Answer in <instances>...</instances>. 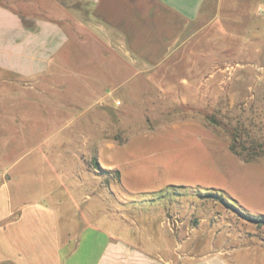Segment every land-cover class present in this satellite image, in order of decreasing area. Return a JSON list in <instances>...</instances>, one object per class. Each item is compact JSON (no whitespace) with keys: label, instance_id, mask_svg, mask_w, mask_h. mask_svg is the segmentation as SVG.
I'll list each match as a JSON object with an SVG mask.
<instances>
[{"label":"rangeland","instance_id":"rangeland-1","mask_svg":"<svg viewBox=\"0 0 264 264\" xmlns=\"http://www.w3.org/2000/svg\"><path fill=\"white\" fill-rule=\"evenodd\" d=\"M238 37L204 29L163 68L118 84L95 104L75 84L58 92L57 79L22 95L39 121L4 156L11 189L36 194L64 183L72 203L64 208L81 212L88 236L103 229L157 238L162 210L173 230L212 224L230 247L262 253L264 264V225L247 220L264 218V43L260 50ZM41 155L49 158L45 172L61 166L65 178H24ZM207 192L235 209L201 199ZM255 257L243 264H257Z\"/></svg>","mask_w":264,"mask_h":264},{"label":"crops","instance_id":"crops-1","mask_svg":"<svg viewBox=\"0 0 264 264\" xmlns=\"http://www.w3.org/2000/svg\"><path fill=\"white\" fill-rule=\"evenodd\" d=\"M263 17L264 0H0V264H243L255 255L263 264L262 253L230 247L212 224L173 230L164 210L157 238L103 229L88 236L81 212L64 208L72 205L64 183L25 195L11 189L4 158L24 143L27 125L38 123L22 95L43 82L57 79L60 93L75 84L95 104L118 84L163 68L204 29L225 41L237 34L240 44L259 43L261 50ZM41 156L24 178H65L61 166L45 172L49 158Z\"/></svg>","mask_w":264,"mask_h":264},{"label":"trees","instance_id":"trees-1","mask_svg":"<svg viewBox=\"0 0 264 264\" xmlns=\"http://www.w3.org/2000/svg\"><path fill=\"white\" fill-rule=\"evenodd\" d=\"M233 140H234V143H235L238 140L237 136L234 135ZM229 150L232 153H234L235 155L241 156V153L236 151V148H235V146L233 144H231L229 146ZM244 160H246V159H244ZM246 161H249V160H246ZM200 198L201 199H208V198L214 199L216 201L221 202L222 204H224L228 208L235 209L232 206H230L229 204H227L226 202H224L223 199L220 196H218V194H216V192L215 193L207 192V193H204V194H200ZM247 220H250L251 223H255V224H258V225H264V218H262V217H259V218H248Z\"/></svg>","mask_w":264,"mask_h":264},{"label":"built area","instance_id":"built-area-1","mask_svg":"<svg viewBox=\"0 0 264 264\" xmlns=\"http://www.w3.org/2000/svg\"><path fill=\"white\" fill-rule=\"evenodd\" d=\"M116 104L118 105V102H116Z\"/></svg>","mask_w":264,"mask_h":264}]
</instances>
